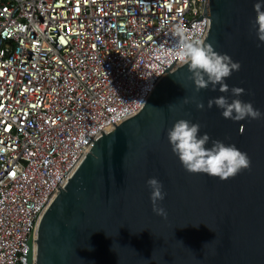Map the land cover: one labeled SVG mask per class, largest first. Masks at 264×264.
I'll return each mask as SVG.
<instances>
[{
	"label": "water",
	"instance_id": "water-1",
	"mask_svg": "<svg viewBox=\"0 0 264 264\" xmlns=\"http://www.w3.org/2000/svg\"><path fill=\"white\" fill-rule=\"evenodd\" d=\"M258 2L264 4L206 0L195 21L206 19L202 41L241 64L225 81L229 93L219 86L197 93L171 51L173 36L164 41L155 55L162 62L168 55V68L143 106L115 118L86 146L82 136L76 141L85 151L41 210L25 264H264V119L236 122L208 108L225 96L264 113V43L253 26ZM233 87L244 95L234 97ZM181 119L210 136L206 147L220 140L246 153L251 171L227 181L187 172L168 139ZM152 178L163 184L166 219L153 212Z\"/></svg>",
	"mask_w": 264,
	"mask_h": 264
},
{
	"label": "built area",
	"instance_id": "built-area-1",
	"mask_svg": "<svg viewBox=\"0 0 264 264\" xmlns=\"http://www.w3.org/2000/svg\"><path fill=\"white\" fill-rule=\"evenodd\" d=\"M205 4L0 0V264H25L41 210L85 151L76 141L139 109L168 68L156 51ZM205 23L186 34L201 40Z\"/></svg>",
	"mask_w": 264,
	"mask_h": 264
},
{
	"label": "clouds",
	"instance_id": "clouds-1",
	"mask_svg": "<svg viewBox=\"0 0 264 264\" xmlns=\"http://www.w3.org/2000/svg\"><path fill=\"white\" fill-rule=\"evenodd\" d=\"M254 10L257 14L254 28L257 29L258 39L264 43V4L256 3ZM187 29L182 25L174 26L172 36L175 46L171 51L179 63L188 67L187 79L194 84L195 91L207 90L211 87L216 91L219 86L221 93H229L230 89L225 82L233 72L241 70V64L234 62L227 54L218 53L212 44L200 39H191ZM150 90V88L148 89ZM234 97L244 95V89L231 88ZM192 101L184 100L185 104ZM196 107L204 110V103L196 101ZM144 102L141 103L143 106ZM222 110L225 119L243 121L246 119H264V113L256 109L251 102L233 99L231 102L220 96L208 101V108L213 106ZM201 126L188 120H178L168 131V139L172 151L178 156L185 170L192 174H206L210 177L227 181L235 178L242 171H251L252 162L248 155L240 151L235 145H226L220 140L211 141L212 146L206 147L210 142V136L205 133L200 136ZM147 185L151 191V203L153 212L163 218H167L166 210L160 206L165 199L163 184L156 178L149 179ZM211 230V229H210Z\"/></svg>",
	"mask_w": 264,
	"mask_h": 264
}]
</instances>
